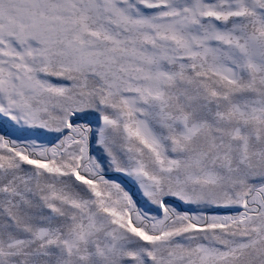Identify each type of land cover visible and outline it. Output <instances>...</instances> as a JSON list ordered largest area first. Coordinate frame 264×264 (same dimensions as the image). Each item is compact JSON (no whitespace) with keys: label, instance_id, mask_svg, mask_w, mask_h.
<instances>
[{"label":"snow or ice","instance_id":"1","mask_svg":"<svg viewBox=\"0 0 264 264\" xmlns=\"http://www.w3.org/2000/svg\"><path fill=\"white\" fill-rule=\"evenodd\" d=\"M0 264H264V0H0Z\"/></svg>","mask_w":264,"mask_h":264}]
</instances>
